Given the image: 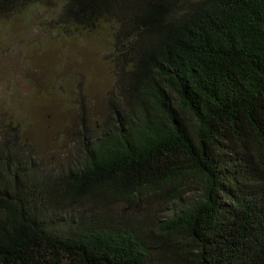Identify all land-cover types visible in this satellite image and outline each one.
<instances>
[{
	"label": "trees",
	"instance_id": "obj_1",
	"mask_svg": "<svg viewBox=\"0 0 264 264\" xmlns=\"http://www.w3.org/2000/svg\"><path fill=\"white\" fill-rule=\"evenodd\" d=\"M57 6L63 35L111 28L114 84L63 171L3 129L0 264H264V0Z\"/></svg>",
	"mask_w": 264,
	"mask_h": 264
},
{
	"label": "rangeland",
	"instance_id": "obj_2",
	"mask_svg": "<svg viewBox=\"0 0 264 264\" xmlns=\"http://www.w3.org/2000/svg\"><path fill=\"white\" fill-rule=\"evenodd\" d=\"M59 1L0 22V139L10 123L22 126L35 161L54 173L79 157L84 118L96 132L103 126L114 84L113 31L63 35Z\"/></svg>",
	"mask_w": 264,
	"mask_h": 264
}]
</instances>
